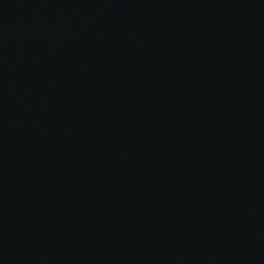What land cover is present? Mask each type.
Here are the masks:
<instances>
[{"label": "water", "instance_id": "water-1", "mask_svg": "<svg viewBox=\"0 0 264 264\" xmlns=\"http://www.w3.org/2000/svg\"><path fill=\"white\" fill-rule=\"evenodd\" d=\"M0 264H264V0H0Z\"/></svg>", "mask_w": 264, "mask_h": 264}]
</instances>
